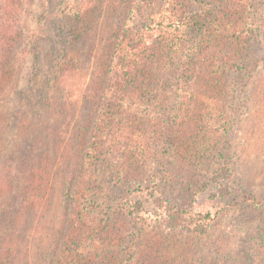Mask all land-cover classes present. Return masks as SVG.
Here are the masks:
<instances>
[{
  "label": "rangeland",
  "instance_id": "obj_1",
  "mask_svg": "<svg viewBox=\"0 0 264 264\" xmlns=\"http://www.w3.org/2000/svg\"><path fill=\"white\" fill-rule=\"evenodd\" d=\"M105 1L112 7L78 37L77 0H21V42L0 66V165L15 196L41 154L50 176L21 228L22 199L0 214V251L13 243L8 264H264V0H187L191 11L216 3L212 42L197 36L201 49L183 50L202 70L199 99L164 89L179 76L169 63L121 77L134 27L148 24L151 40L163 33L162 0ZM57 63L78 67L79 91L56 81ZM213 73L218 86L204 82ZM167 204L182 209L180 227L169 226Z\"/></svg>",
  "mask_w": 264,
  "mask_h": 264
},
{
  "label": "trees",
  "instance_id": "obj_2",
  "mask_svg": "<svg viewBox=\"0 0 264 264\" xmlns=\"http://www.w3.org/2000/svg\"><path fill=\"white\" fill-rule=\"evenodd\" d=\"M1 6L0 66H3L9 61L10 58L8 56L14 53L15 48L21 42L22 33L19 24L21 0H2ZM186 6L187 0H162L159 26L163 27V33L158 34L154 40L147 39V33L144 29L148 28V24L144 23L140 28L134 27L137 29L125 39L131 44L128 45V43H126V45H123V43H121L123 48V58H125V68L123 69L122 66L120 67L121 77L123 79L125 78L124 81L131 83L137 74L146 73L147 71L151 72V68L157 69L158 67H163L164 64L169 63L175 67H180L178 72L179 76L177 78L178 81H176L178 83H176L175 80L167 81L164 83V89L172 93L173 96H175V92L179 90L178 93L182 95L181 98H187L192 93L196 95L198 99L200 98V94L204 93L200 84L202 70H198L199 62L198 60L196 61L195 55H193L194 53H184L183 50L186 48L188 50L201 49L200 45L202 44L203 46L206 38L209 44L212 42L214 39V33L211 29V20L214 17V6H216V3L201 2V7L198 11L187 10ZM110 7L112 6L105 0H77V4H75L70 11L73 21H76V23L79 24V26L74 28L75 32H78L81 27L85 25L89 28L91 22L94 21V18L102 14L104 9H110ZM127 12L131 20H134L136 13L135 5H131ZM257 12L260 14L258 26L260 29H264V5H258ZM173 27L175 28L172 29ZM75 32L73 31V34H76ZM243 33H245V31H239V34ZM85 34L86 33H81L79 31L77 36L81 37ZM176 35H178V39ZM197 36L205 39H200V41L199 39L195 40ZM236 40L237 42H241L238 37H236ZM201 63H204L202 59L200 60V65ZM56 65V81L67 87L69 90L72 89L79 91L81 87L78 82L81 79V75L78 72V67L73 63L64 65L57 63ZM158 71L160 73V69ZM215 72H217V70ZM210 76L213 77V80L206 78L204 80L205 84H208L209 86H218L215 85L219 83H215L217 78L216 74L213 73ZM131 79L133 80L130 81ZM3 86H5V77L0 72V91L3 90ZM130 88V86L124 87L123 91H129ZM197 100L182 103L184 107L182 117L184 119L178 121V118L175 117L178 124L173 122L171 125H168L170 128L169 132H174L176 124L179 126H185V123L183 122L185 118L188 120V112L190 111V107L187 108V106L188 104L189 106L190 104L193 105ZM216 118H223V114L216 113ZM190 124H196L194 118ZM205 134L210 135L211 132L206 129ZM198 142L205 145V147L211 145V143L213 145L214 143L213 141L209 142V140L204 141L202 139ZM215 143L218 145V140ZM32 163L33 164L30 166L28 172L23 175L24 180L20 187L21 190L16 196L11 187L12 181L9 178V176L12 175L11 171L4 168L3 165H0V206L2 207L0 214L4 212V209H6L5 211L14 209V201L22 199L21 205L19 203V206L16 207L17 217H19L18 225H22L26 219H30V216H34L37 208L40 209V207L43 206V198L47 196L46 192L47 187L49 186L48 182L50 176V169L48 167L49 157L48 155L41 154L39 158ZM10 168H13V166H10ZM206 186L207 185H205V187ZM247 200L250 201L253 199L250 198ZM164 208L167 213H171V217H169L168 221L169 226L172 228L180 227L181 224L178 220L181 218L180 213L182 212V209L169 204L165 205ZM134 211V209H131L128 211V214L135 215V218L139 220L137 222L141 224V228L145 229L147 227L144 222L146 219H144L140 213ZM206 217L208 218L210 215L208 214ZM198 218L202 219L203 217L199 215ZM193 220L196 221L197 216H194ZM21 225L19 228H21ZM201 232H205V230L201 228ZM2 244H9L3 247L0 251V260H5V264H8V259L12 258L13 253L16 251L12 249L11 245H13V243L3 241ZM10 264H12L11 261Z\"/></svg>",
  "mask_w": 264,
  "mask_h": 264
}]
</instances>
